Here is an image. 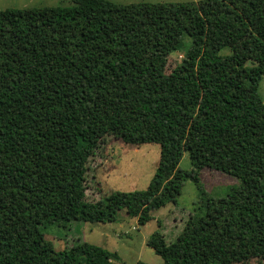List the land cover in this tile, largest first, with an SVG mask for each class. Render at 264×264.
Returning <instances> with one entry per match:
<instances>
[{"label":"trees","instance_id":"1","mask_svg":"<svg viewBox=\"0 0 264 264\" xmlns=\"http://www.w3.org/2000/svg\"><path fill=\"white\" fill-rule=\"evenodd\" d=\"M70 1L0 10V264H115L88 242L55 250L42 229L121 209L144 225L187 178L194 212L173 241L146 240L161 264L264 261V0ZM107 135L157 143L156 169L144 189L88 201L87 161ZM204 167L238 183L206 195Z\"/></svg>","mask_w":264,"mask_h":264},{"label":"rangeland","instance_id":"2","mask_svg":"<svg viewBox=\"0 0 264 264\" xmlns=\"http://www.w3.org/2000/svg\"><path fill=\"white\" fill-rule=\"evenodd\" d=\"M115 3L129 4L141 2H181L197 0H110ZM70 0H0V10L5 8L42 7L69 5ZM246 63H253L254 53L247 39L243 38L236 44ZM231 52V48H222L220 54ZM183 57L182 50L172 52L166 63V73L173 70ZM258 91L264 102V74L259 81ZM159 145L144 143L140 145L125 144L121 139L107 135L100 139L93 155L87 161L86 199L96 201L99 197L112 191H131L144 189L157 165ZM179 168L190 170L191 164L187 152H184ZM199 185L206 195L223 193L238 180L223 172L207 167L199 173ZM200 195L195 183L187 178L184 180L176 203H166L152 211V218L144 225H139L135 217L128 216L123 209L119 210L112 222L89 223L69 221L54 223L42 229L46 240L50 241L55 250L68 248L71 245L88 242L108 249L113 253L115 264H135L143 261L148 264H161L162 259L146 245L151 232L158 230L167 242L173 241L181 231L188 216L195 210ZM232 264H264L263 260L250 258Z\"/></svg>","mask_w":264,"mask_h":264}]
</instances>
